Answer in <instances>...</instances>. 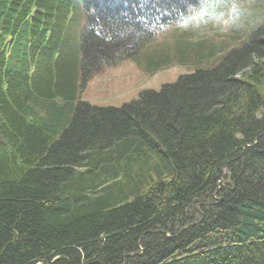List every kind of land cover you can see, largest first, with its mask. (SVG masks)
Returning a JSON list of instances; mask_svg holds the SVG:
<instances>
[{"label":"trees","instance_id":"1","mask_svg":"<svg viewBox=\"0 0 264 264\" xmlns=\"http://www.w3.org/2000/svg\"><path fill=\"white\" fill-rule=\"evenodd\" d=\"M202 2L0 0V264H264V22L119 107L75 99L77 66L84 84Z\"/></svg>","mask_w":264,"mask_h":264},{"label":"rangeland","instance_id":"2","mask_svg":"<svg viewBox=\"0 0 264 264\" xmlns=\"http://www.w3.org/2000/svg\"><path fill=\"white\" fill-rule=\"evenodd\" d=\"M80 8H72L74 21L67 29L64 47L74 53V58L84 23ZM262 22L264 0H203L182 20L143 45L135 56L102 65L84 84L77 66L75 99L101 107H119L136 99L143 90H158L195 68L213 66L228 50L240 46L248 32Z\"/></svg>","mask_w":264,"mask_h":264}]
</instances>
